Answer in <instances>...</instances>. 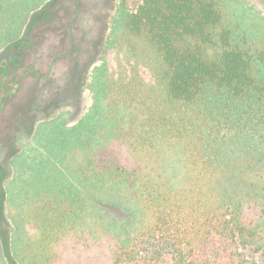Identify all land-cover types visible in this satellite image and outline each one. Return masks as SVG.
Here are the masks:
<instances>
[{
  "label": "trees",
  "instance_id": "16d2710c",
  "mask_svg": "<svg viewBox=\"0 0 264 264\" xmlns=\"http://www.w3.org/2000/svg\"><path fill=\"white\" fill-rule=\"evenodd\" d=\"M136 1L121 4L91 81L94 114L121 156L75 154L70 176L29 194L38 262L264 264V22L252 27L236 0ZM54 4L8 48L14 59L36 44L26 41L40 22L56 18L42 17ZM95 55L71 68L55 109L80 102ZM13 65L0 69V115L20 93ZM53 70L32 64L25 76L50 80ZM51 118L32 113L29 133Z\"/></svg>",
  "mask_w": 264,
  "mask_h": 264
},
{
  "label": "rangeland",
  "instance_id": "374dc122",
  "mask_svg": "<svg viewBox=\"0 0 264 264\" xmlns=\"http://www.w3.org/2000/svg\"><path fill=\"white\" fill-rule=\"evenodd\" d=\"M50 1L0 0V69L12 58L14 65L8 70L10 79L16 78L20 82V93L8 102L0 115V178L4 176L0 195L3 193L5 202L2 228L6 232L5 238L0 236V264H39V251L32 246L39 236L28 219L31 193L41 189L49 178L70 176L75 154L100 149V153L121 156L115 137L94 114L91 81L96 67L107 58V39L124 0H54L55 4L42 17L45 20L54 14L56 18L40 22L28 34L29 42L26 41L27 47L36 44L26 51L25 57L14 59L15 54L8 48L27 32L33 16ZM236 1L241 11L253 15L252 27L264 22V0ZM136 6V0H129L130 9ZM258 45L263 47L264 43ZM95 47L98 48L94 53L97 62L89 68L80 102L74 105L69 101L55 109L53 104H60L58 96L67 87L71 68L93 61ZM71 49L72 53L66 58L64 55ZM21 51L25 50H17ZM115 54L117 52H110V64ZM32 64L43 71L52 66V78L37 81L27 78L25 72ZM32 95L39 97L38 103L26 111ZM48 111L52 118L48 121L39 119L33 132L29 133L32 113L42 118ZM21 112L23 115L19 117ZM106 145L109 150L101 151ZM259 258L264 262V249Z\"/></svg>",
  "mask_w": 264,
  "mask_h": 264
}]
</instances>
